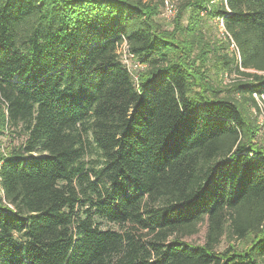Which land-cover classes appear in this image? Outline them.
Here are the masks:
<instances>
[{
  "label": "trees",
  "instance_id": "trees-1",
  "mask_svg": "<svg viewBox=\"0 0 264 264\" xmlns=\"http://www.w3.org/2000/svg\"><path fill=\"white\" fill-rule=\"evenodd\" d=\"M263 110L264 0H0V264H264Z\"/></svg>",
  "mask_w": 264,
  "mask_h": 264
},
{
  "label": "rangeland",
  "instance_id": "rangeland-1",
  "mask_svg": "<svg viewBox=\"0 0 264 264\" xmlns=\"http://www.w3.org/2000/svg\"><path fill=\"white\" fill-rule=\"evenodd\" d=\"M174 5L175 7L177 8V2L174 1ZM175 15L173 16H167V14L162 11V14L159 18L160 22L164 25L165 28L167 29H171L172 26H171V22L173 21ZM208 29V30H207ZM207 34H206V37L209 39V40H222L224 42H226V39L225 37L220 33V31L217 29V26L214 22H209V24L207 25ZM132 70L133 72L134 71H137L138 68H136L135 66L132 67ZM223 74H217L214 70H212L210 72V80H212L214 83H222L223 82V78H222ZM237 77L235 75H232V76H229L227 77L225 80L227 83L233 81L234 79H236ZM223 86V85H222ZM254 117L257 119V122H258V125L261 127V130H260V138H264V110H263V113L262 114H259V115H256V114H253ZM7 138L4 139L3 142H7ZM106 227H108L106 225ZM207 223H203L202 225H200L199 229H198V233L191 236V237H185L184 238V241H186L187 243H190V244H194V245H202L205 243V236H206V233H207ZM228 245V242H224L221 246V249H225L226 246Z\"/></svg>",
  "mask_w": 264,
  "mask_h": 264
},
{
  "label": "built area",
  "instance_id": "built-area-1",
  "mask_svg": "<svg viewBox=\"0 0 264 264\" xmlns=\"http://www.w3.org/2000/svg\"><path fill=\"white\" fill-rule=\"evenodd\" d=\"M176 10H175V6L173 5L172 2H168L166 5V9H165V13L167 14V16H173L175 14ZM218 26H219V30L220 32L225 35L227 34L225 28H224V23L223 20H218ZM232 41V39H231ZM231 49L232 51L236 52L237 55L239 54L238 52V48L236 46V44L232 41L231 42ZM118 54L121 56L122 60L124 61V63L128 66V68H131L133 66H135L136 68H139V65L137 64H133L132 60H133V56L128 52V47L126 45V43H124L118 50ZM256 97V96H255ZM3 196V191L1 188V180H0V197Z\"/></svg>",
  "mask_w": 264,
  "mask_h": 264
}]
</instances>
